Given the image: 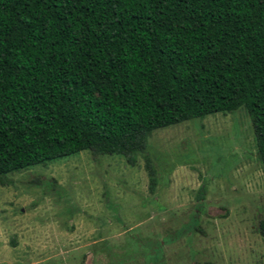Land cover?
I'll return each mask as SVG.
<instances>
[{
    "label": "trees",
    "instance_id": "1",
    "mask_svg": "<svg viewBox=\"0 0 264 264\" xmlns=\"http://www.w3.org/2000/svg\"><path fill=\"white\" fill-rule=\"evenodd\" d=\"M240 109L264 168V0H0L1 186Z\"/></svg>",
    "mask_w": 264,
    "mask_h": 264
},
{
    "label": "rangeland",
    "instance_id": "2",
    "mask_svg": "<svg viewBox=\"0 0 264 264\" xmlns=\"http://www.w3.org/2000/svg\"><path fill=\"white\" fill-rule=\"evenodd\" d=\"M147 143L134 166L84 151L7 175L0 264H264V168L247 112Z\"/></svg>",
    "mask_w": 264,
    "mask_h": 264
}]
</instances>
